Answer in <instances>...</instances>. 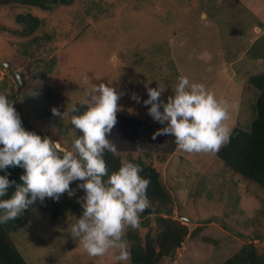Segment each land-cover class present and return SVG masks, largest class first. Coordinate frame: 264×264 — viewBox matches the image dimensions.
<instances>
[{
	"label": "rangeland",
	"instance_id": "obj_1",
	"mask_svg": "<svg viewBox=\"0 0 264 264\" xmlns=\"http://www.w3.org/2000/svg\"><path fill=\"white\" fill-rule=\"evenodd\" d=\"M28 13L43 20L31 36L16 22L19 14ZM38 37L42 41L36 47L32 41ZM7 63L24 75L20 91ZM262 72L264 0H74L52 12L0 7V93L10 100L17 97L30 123L46 137L71 147L78 137L70 123L71 108L82 103L87 110L86 93L105 83L121 97L117 124L107 138L127 159L139 158V143H172L164 164L157 158L152 162L175 199V218L189 220L186 225L196 234L160 264H223L250 242L264 251V191L227 169L217 152L189 154L177 150L171 135L153 139L166 125L149 115L145 86L159 85L161 100L167 102L179 77L203 84L227 102L226 123L232 131L238 123L249 126L256 91L248 79ZM47 89L55 95L53 105ZM53 108L61 114L68 109L69 118L54 116ZM45 109L50 117L42 119L38 114ZM79 200L57 220L38 209L25 217L11 238L26 262L131 264L130 259L116 261L113 252L90 257L72 238L68 229L83 211ZM144 214L154 218L151 211ZM129 229H124L126 242ZM146 232L140 228L142 236Z\"/></svg>",
	"mask_w": 264,
	"mask_h": 264
},
{
	"label": "clouds",
	"instance_id": "obj_2",
	"mask_svg": "<svg viewBox=\"0 0 264 264\" xmlns=\"http://www.w3.org/2000/svg\"><path fill=\"white\" fill-rule=\"evenodd\" d=\"M145 87L149 98L143 103L151 106L149 115L166 125L153 139L171 135L177 150L189 154L216 153L229 141L227 102L218 100L203 84L181 76L167 102L161 100L164 89L159 85ZM86 96L87 110L70 117L71 125L82 134L72 138V148L68 150L59 142L25 130L14 102L0 94V170H24L22 184L0 176V224L15 220L37 200L58 201L65 193L75 195L70 185L81 181L78 188L85 195L78 202L83 211L68 229L72 238L90 257L113 252L116 261L127 262L130 252L123 240L124 229L138 228L140 215L150 207V180L140 176L139 165L127 160H121L119 170L109 175L104 154H116L107 137L117 124L121 97L105 83L94 85ZM133 99L139 102L135 95ZM70 111L77 113L79 109L73 106ZM52 113L61 120L69 118L68 109L61 114L53 108ZM13 187L10 198L3 199Z\"/></svg>",
	"mask_w": 264,
	"mask_h": 264
},
{
	"label": "trees",
	"instance_id": "obj_3",
	"mask_svg": "<svg viewBox=\"0 0 264 264\" xmlns=\"http://www.w3.org/2000/svg\"><path fill=\"white\" fill-rule=\"evenodd\" d=\"M73 3L74 0H0V7L24 6L37 8L44 12H52L58 7L70 6ZM16 22L23 27L24 34L27 36L33 35L43 26V20L30 13L19 14L16 17ZM45 39L52 41L50 35H45ZM41 41L42 38L40 37L34 38L32 45L34 43L36 47L41 46ZM49 51L47 52L49 53ZM20 76L24 79L23 74ZM248 85L256 91L253 118L247 128L242 127L238 123L231 131L229 141L221 147L216 155L232 173L255 184L264 191V72L251 76L248 79ZM45 95L48 97L49 103L52 105L56 103L55 95L51 89H47ZM7 98L9 99V97ZM15 98L17 99V97ZM16 99L9 100L14 102V107L21 118L22 126L25 130L35 132L42 138L46 137L30 123L23 112L21 104ZM76 108L79 111L74 114H82L86 111L82 103L77 104ZM38 116L42 119L50 117L49 110L45 109V114H38ZM80 135L78 131V137ZM171 145L172 143L169 141L162 144H150L147 147L139 143L138 150L141 154L139 158L127 159L119 145L115 146V155L108 151L104 154L109 175L119 170L121 160H127L139 165L142 169L140 176L150 180L147 189L150 207L145 212L151 211V215L154 218L145 215L144 212L140 215L139 227L136 229L130 227L127 231L126 239L130 248L131 264H160L165 258L174 257L184 241L189 236L196 234V232H190L189 227L185 222L181 221L180 217H174L175 199L165 185L160 171L152 162V159L157 158L160 164H164L171 153ZM66 148L71 150L72 145ZM23 174L24 170L20 167H9L6 171L0 170V176L6 175L10 181H14L16 184H22L20 176ZM79 183L81 181L73 182L70 185L75 195L69 196L65 193L58 201L50 198H46L43 202L37 200L15 220L0 224L1 264H28L13 242L11 235L17 232L19 227L22 226L25 217L35 209L48 212L52 220H57L65 211L73 208L75 204L72 201L77 198L81 199L85 195L78 188ZM14 190V187L10 188L9 195L3 197V199L10 198ZM155 227L156 230H153ZM140 228L147 230L145 236L140 234ZM223 264H264V251L259 250L254 242H250Z\"/></svg>",
	"mask_w": 264,
	"mask_h": 264
},
{
	"label": "water",
	"instance_id": "obj_4",
	"mask_svg": "<svg viewBox=\"0 0 264 264\" xmlns=\"http://www.w3.org/2000/svg\"><path fill=\"white\" fill-rule=\"evenodd\" d=\"M5 67H6V69L8 70V72H9V74L12 76V77H14V79H16V81H17V83H18V89H19V91L21 90V87H22V81H21V79H20V76L17 74V73H15L14 71H13V69H12V66L10 65V64H5ZM63 147V146H62ZM63 148H65V147H63ZM174 217H175V215H174ZM181 221L182 222H190L189 220H187L186 218H181Z\"/></svg>",
	"mask_w": 264,
	"mask_h": 264
}]
</instances>
